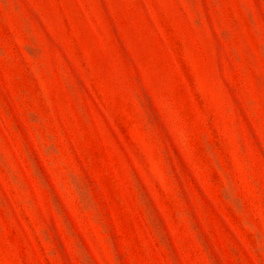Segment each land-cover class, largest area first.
Returning <instances> with one entry per match:
<instances>
[{
  "label": "rangeland",
  "instance_id": "374dc122",
  "mask_svg": "<svg viewBox=\"0 0 264 264\" xmlns=\"http://www.w3.org/2000/svg\"><path fill=\"white\" fill-rule=\"evenodd\" d=\"M0 264H264V0H0Z\"/></svg>",
  "mask_w": 264,
  "mask_h": 264
}]
</instances>
